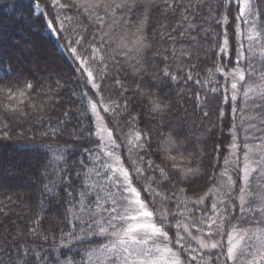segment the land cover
<instances>
[{
	"label": "snow or ice",
	"instance_id": "1",
	"mask_svg": "<svg viewBox=\"0 0 264 264\" xmlns=\"http://www.w3.org/2000/svg\"><path fill=\"white\" fill-rule=\"evenodd\" d=\"M205 5L211 13L210 19L215 20L217 27L223 28V40L219 46L221 54L229 51L232 40L230 14L233 8L236 10L233 17L235 60L229 57L226 62H214L202 77L197 71L199 64L192 63L185 68L181 62L173 71L169 57L165 56L166 66L161 76L174 83L182 81L185 85L190 82L198 85L200 91L194 96L195 107L202 110L204 119L211 115L213 100L219 107L221 121L226 115L224 106L231 103L233 123L229 133L232 139L226 145L227 155L223 158L220 173L207 176L206 183L219 181L218 185L213 184L198 197L181 199L180 193H184L185 188L180 186L202 174L201 164L206 155L203 148L199 150V156L195 151L185 152L182 149L186 141L178 144L168 136L157 148L162 154L161 164L151 158L146 160L151 148V134L138 127V116L130 113L129 105H142L153 118L171 112V104L166 103L158 91L144 84L146 68L141 61L145 51L151 48L147 35L151 11L160 9L162 15L173 19L177 12L181 13L170 31L160 33L162 42L169 40L178 44L184 42L185 36L189 41L193 40L191 34L201 30L195 23V16L204 10ZM221 7L223 11L216 19V12ZM73 9H76L77 18L83 16L88 20L79 35L76 29L68 34L69 22L73 18L65 13ZM117 16L121 19L117 20ZM189 16L192 22H189ZM15 18L22 24L40 20L49 35L63 41L62 47L72 59L80 88L79 115L89 120L88 136L96 141L94 152L85 149L94 157L92 167L88 168L84 161H80L82 170L76 174V179L85 176L82 190L78 193L68 191L69 208L60 221L75 229L76 225L68 218L72 215L84 225L80 229L84 236L76 235L72 239H105L107 243L92 251L102 253L106 264H264V0H216L214 7L209 0H27ZM88 27L94 29L91 35ZM118 27L119 32L116 31ZM159 28H166V25H159ZM204 31L207 34L209 30ZM155 35L154 32L153 38ZM109 52L111 56L106 55ZM191 53V48L179 53L173 48L172 58L181 56L190 60ZM116 57L128 64L133 76H139L140 81L132 88V98L126 100L124 97L130 86L117 79L115 86L122 89L117 99L123 100V104L109 97V103L105 105L101 93L105 89L107 60ZM206 60L207 57L201 63ZM216 74L224 78L223 83L216 79ZM42 79L48 83H40V90L36 91L37 83L32 79L0 76V140H9L16 135V128L22 127L21 120L32 114L42 115L64 88L59 73H49ZM73 95H76L75 91ZM189 98H193L191 93ZM98 106L109 115L107 123L99 115ZM242 112L253 114L239 115ZM257 120L259 128L256 127ZM63 123L58 122L56 127H50L42 135L57 137ZM124 128L128 132L122 137ZM124 139L127 152L122 159L118 151L122 143L118 141ZM250 139L255 144H250ZM37 147H47L51 153L41 173L46 181L42 188L43 204L44 199L57 194L58 186L67 183L70 188L74 181L70 174L63 175L68 171L66 167H59L66 163L64 148L53 151L50 145ZM222 150L219 144L213 149L216 153V160L211 164L213 168L220 167ZM238 153L243 155L242 167ZM84 169H87L86 173ZM57 173L60 174L59 185L49 179ZM233 173L237 174L235 180ZM8 174L11 170L0 174V216L3 217H7L17 203L16 193L4 179ZM90 194L95 195V201L86 203ZM76 196L80 199L76 200ZM77 205L78 212L73 213ZM41 219L37 215L36 220L27 226L28 235L37 234ZM14 226L18 231L11 241L8 239L10 230L0 234V264H5V253H11L13 245L25 236L23 227L15 222ZM193 229L197 235L193 234ZM61 235L71 236L72 232L61 230ZM22 259L23 252L17 248L15 256L9 255L6 264H19ZM91 260L89 253L87 260L81 258V264H91ZM57 264L61 262L57 261ZM62 264H75V261L66 259Z\"/></svg>",
	"mask_w": 264,
	"mask_h": 264
},
{
	"label": "trees",
	"instance_id": "2",
	"mask_svg": "<svg viewBox=\"0 0 264 264\" xmlns=\"http://www.w3.org/2000/svg\"><path fill=\"white\" fill-rule=\"evenodd\" d=\"M215 2L216 0H209L213 7ZM26 4L27 0H0V76H4L5 79L18 76L27 77L37 83L36 91H39L40 83L44 85L48 83L42 78L47 77L49 73L56 72L63 77L64 88L42 115L32 114L26 120H21L22 127L16 128V135L9 140H0V174L11 170V174L5 175L4 179L9 188L16 193L17 199V203L11 208L9 215L7 217L0 216V234H3L5 230H10L8 239L11 241L12 236H15L18 231L14 222L19 227H23L25 233V236L13 245V251L5 253L3 260L6 264L8 256H15L16 249L20 248L23 252V259L19 261V264H24L25 261L27 264H57V261L62 264L66 259H73L75 264H81V258L87 260L89 253L92 255L91 264H105L103 254L92 251L98 248L100 244H104L105 239L99 237H85L82 240L72 239V236H84L80 231L84 225L79 224L72 215H69L68 218L72 224L76 225L75 229H72L71 224L60 223L69 208L68 191L78 193L82 190L81 184L85 176L76 179V174L82 170L80 161H84L88 168L92 167L91 161L94 157L89 155L85 149L94 152L96 141L94 137L90 139L88 136L89 120L79 115L81 112L79 106L80 88L73 72L72 59L62 47L63 41L56 36L49 35L40 20L31 24H22L15 18L16 13ZM222 11L223 7L216 12V19H219ZM235 11L233 8L230 14L229 32L232 40L229 51L225 54L219 53L220 42L223 40V28L217 27L215 20L210 19L211 13L207 5L204 6L203 11H198L195 16V23L201 30L191 34L194 37L193 40L189 41L188 37L185 36L184 42L178 44H173L169 40L162 42L160 33L170 31L179 21L181 13L177 12L175 19L162 15L160 9H153L150 13L147 35L151 48L145 51L141 61L146 68L144 84L149 85L151 90L158 91L161 98L166 103L171 104V112L164 117L156 116L153 118L138 103H131L129 111L138 116V127L151 134V148L146 160L151 158L156 164H161L162 154L157 151V148L168 136H171L178 144L186 141L185 147L182 149L185 152L195 151L196 155L199 156V150L203 148L206 155L201 164L202 174L191 178L187 183L180 186L185 188V192L180 193L181 199L198 197L203 195L208 188L213 187V184L218 185L219 181L206 183V180L208 175L213 172L218 174L223 168V158L227 155L226 145L232 139V135L229 133V128L233 123L232 105L229 103L224 106L226 115L221 121L219 107L217 102L213 100L211 115L206 119L202 118V110L195 107L194 99L195 93L200 91L199 86L191 82L187 85L182 81L174 83L170 78H162L161 72L166 66L163 58L169 57L173 71L181 62L185 68L192 63L199 64L200 67L197 71H200L202 77L205 75V70L212 67L214 62H226L229 57L234 61L236 38L233 30L235 25L233 17ZM65 15L73 18L69 22L68 34L76 29L77 35H79L83 26L88 24L86 17H76V9L66 12ZM124 15L126 17L127 13ZM116 19L120 20L121 17L117 16ZM189 22H192L191 16H189ZM162 24L166 25V28H159V25ZM78 25L80 27H77ZM204 29L209 30L207 34H205ZM87 31L91 35L94 29L88 27ZM116 31L119 32L120 28L118 27ZM154 32L156 33L155 38H153ZM173 48L176 49L177 53L191 48V59L188 60L181 56L173 59ZM106 55L111 56L112 54L109 52ZM221 56L223 57L222 61ZM205 57H207L206 62L201 63V61H205ZM231 66L229 65V67ZM98 67H102V65H98ZM117 79H120L126 86H130L124 97L126 100L132 98V88L140 81V77L133 76L132 69L128 64L123 63L120 57L107 60V78L103 81L105 89L101 93L106 105L109 103V97L117 103L123 104V100L117 99L122 91L115 86ZM216 79L221 83L224 81L220 74H216ZM74 91L76 92L75 96L73 95ZM190 93L193 98H189ZM32 95H35V91ZM101 112L107 123L109 115L102 108ZM252 114L251 112H242L239 115ZM92 119L95 120V117ZM161 120H163V124H161ZM60 121L64 123L60 126L62 131L57 137L42 135L50 127H56ZM237 122L239 123V117H237ZM255 123L258 124L257 121ZM109 127H111L110 124ZM127 132L128 129L124 128L121 136L124 137ZM73 137L79 138L74 139ZM118 143H122V147L118 151L123 159L127 152L126 139L118 141ZM249 143L255 144V141L250 139ZM218 144L223 149L220 153V167L213 168L211 164L216 160V153L213 152V149ZM38 145H50L53 151L57 148H64L66 163H61L59 167H66L68 171L63 175L68 176L70 174L74 181L70 188L67 183L58 186L57 194L50 199H44L43 204H41L42 188L46 181L41 173L51 153L48 152L47 147H37ZM209 153L210 155H208ZM238 155L240 158L242 157V153H238ZM193 167H195V163ZM83 171L86 173L87 169ZM59 175L57 173L55 176H50L49 179L55 180L59 185ZM89 182L91 183V181ZM176 192L179 193V187L176 188ZM75 199L79 200L80 197L76 196ZM89 201H95V195L90 194L86 203ZM208 203L210 204L211 201ZM41 208L45 210L41 211ZM78 209L79 205L72 210L73 213H77ZM37 215L42 217L37 228V234L28 235L27 226L36 220ZM61 230L64 232L71 230L72 235H61ZM193 233H196L194 229ZM169 234L172 235L171 232ZM45 236L48 238L44 239Z\"/></svg>",
	"mask_w": 264,
	"mask_h": 264
},
{
	"label": "rangeland",
	"instance_id": "3",
	"mask_svg": "<svg viewBox=\"0 0 264 264\" xmlns=\"http://www.w3.org/2000/svg\"><path fill=\"white\" fill-rule=\"evenodd\" d=\"M242 27H243V25H242ZM104 103V102H103ZM105 104V103H104ZM106 105V104H105ZM98 112H99V115L101 116V117H103V115H102V112H101V108H100V106H98ZM104 118V117H103ZM104 122H105V120H104ZM106 123V122H105ZM257 123L258 124H256V127L257 128H259L260 127V124H259V121L257 120ZM258 125V126H257ZM253 141V140H252ZM239 156V155H238ZM240 160H241V167L243 166V155H242V157L240 158ZM224 179H226V178H224ZM233 179L235 180V179H237V174L236 173H233ZM219 183V182H218ZM221 191H223V189L221 190ZM237 192H238V189H237ZM245 227H251V225H244ZM194 235H197V233H193ZM105 243H107V241L105 242ZM104 257V256H103ZM104 263L106 264V262L104 261Z\"/></svg>",
	"mask_w": 264,
	"mask_h": 264
}]
</instances>
